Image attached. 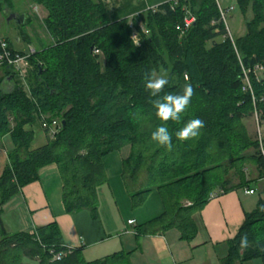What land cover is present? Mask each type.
Instances as JSON below:
<instances>
[{
	"label": "trees",
	"instance_id": "16d2710c",
	"mask_svg": "<svg viewBox=\"0 0 264 264\" xmlns=\"http://www.w3.org/2000/svg\"><path fill=\"white\" fill-rule=\"evenodd\" d=\"M48 13L45 26L53 42L29 57L27 84L4 92L13 69L0 67V139L10 136L14 149L0 178V209L22 188L38 180V172L56 165L63 182V203L68 214L84 210L99 215L98 189L108 184L104 158L129 148L122 178L132 208H141L158 191L165 212L139 227L141 235H164L177 230L181 240L193 243L198 234L195 215L222 194L247 187V164L254 163L264 179V159L246 121L255 108L264 113V0H236L244 15L252 13L246 34L234 43L227 37L216 0H187L171 11L166 4L131 19L111 22L103 3L93 0H32ZM187 7L196 17L191 30L181 36L176 26ZM12 10V0H0V14ZM141 34L131 40L132 27ZM9 45V41H7ZM13 53L20 54L10 45ZM99 51V54L96 53ZM26 53H21L25 55ZM169 61V66L168 62ZM170 68L166 93H179L190 77L195 88L188 110L179 123L169 121L173 150L158 147L151 133L163 123L155 115L145 89L144 74ZM244 70L252 93L242 91ZM205 122L200 136L181 142L175 131L192 118ZM57 122L58 132L40 149L31 150L33 132L24 126ZM48 133V132H47ZM250 152V153H249ZM230 173L237 176L232 186ZM189 201L190 206L183 202ZM247 213L238 234L229 242L221 264H264V211ZM0 219V264H132L129 255L115 253L87 261L80 249L63 243L55 224L33 233L9 234ZM248 235L249 247H239ZM62 255L60 261L55 256ZM26 261V262H25Z\"/></svg>",
	"mask_w": 264,
	"mask_h": 264
},
{
	"label": "crops",
	"instance_id": "0c3cea01",
	"mask_svg": "<svg viewBox=\"0 0 264 264\" xmlns=\"http://www.w3.org/2000/svg\"><path fill=\"white\" fill-rule=\"evenodd\" d=\"M98 1V0H93ZM111 22L131 19L148 12L153 8L164 5L166 0H100ZM33 12L43 10L41 23L28 8L19 12L25 17L26 27L17 25L18 34L9 45L17 52L22 40L29 43V48L35 51L48 47L52 42L44 44L36 35L26 32V28H33L36 24L47 32L44 18L47 11L40 5L30 3ZM15 2L13 8L17 11ZM31 14L28 18L27 12ZM18 12V11H17ZM28 18V19H27ZM40 18V16H39ZM30 26V27H29ZM49 35V33H48ZM39 46H35L32 38ZM50 39L51 36L49 35ZM34 46V47H33ZM38 47V48H37ZM263 78V72L257 74ZM13 87V79L7 80ZM13 89V88H12ZM11 89V90H12ZM253 118L246 121L248 132L256 136L252 127ZM37 119L33 124L24 126L26 131L33 132L34 140L31 150L44 147L49 141V135L40 126ZM14 149L10 136L0 139V178L5 168L9 166V153ZM130 149L124 148L114 152L103 160L108 184L98 189L99 215L95 220L88 210L75 214H68L63 203V182L56 165H48L38 172V180L22 188L0 209V219L9 234L33 233L37 229L55 224L60 232L63 243L68 248L80 249L87 261L103 259L115 253L124 252L129 255L132 264H221L229 251V242L234 240L241 229L247 213L257 209L258 202L252 198L258 192L254 185L264 184L259 179V172L254 163L246 168L247 187L233 189L219 197L208 201L201 213L195 215L198 234L193 243L181 240L177 230H170L164 235H141L137 229L163 215L165 208L158 191H153L145 204L134 210L130 196L125 188L122 173L123 164ZM238 182H232V186ZM264 186V185H263ZM254 190L255 194H246L247 190ZM129 221H135L130 226ZM246 264H261L259 260Z\"/></svg>",
	"mask_w": 264,
	"mask_h": 264
},
{
	"label": "built area",
	"instance_id": "2783aa9c",
	"mask_svg": "<svg viewBox=\"0 0 264 264\" xmlns=\"http://www.w3.org/2000/svg\"><path fill=\"white\" fill-rule=\"evenodd\" d=\"M144 1V0H140ZM187 0H166L165 4L169 6V9L171 11L175 10L182 2H185ZM216 4L220 13V22L224 24L227 31V37L234 43V38L228 28V25L226 22H228V16L232 14L235 10L234 7L230 8H223L221 5L220 0H216ZM158 8L151 9L152 11H156ZM184 19L181 24H178L176 26V29L178 32H180L181 35H184L188 33L193 25L196 23V17L191 12V10L187 7L184 8ZM132 35L131 40H133L135 45H139L140 43V36L141 34L148 35L147 29L141 25L140 31L136 30L134 27H132ZM139 42V43H138ZM8 42L6 40H0V67L3 65H7L8 67L13 69V80L15 83H17V86L20 87L27 95H30L28 84H27V74L29 69V57L35 53V50L33 48L29 49V52L25 55L15 54L9 49V45H7ZM97 54H99V51H96ZM259 72H264L263 67L259 66L255 69V74L257 75ZM249 73L244 70V87L242 91H250L252 93L251 88V82L249 79ZM253 119L256 124V141L258 142L259 146V152L261 154L262 159H264V113L255 108L254 110V116ZM42 129L46 132H48L49 135L54 136L58 132V124L57 122H52L51 124L49 122H42L41 125ZM246 194L253 195L255 194L254 190H247ZM222 195V192L215 191L210 194L209 199L213 200L217 197ZM128 224L130 226L135 224V221H129ZM63 258L62 255L55 256V260L60 261Z\"/></svg>",
	"mask_w": 264,
	"mask_h": 264
},
{
	"label": "clouds",
	"instance_id": "9594fccd",
	"mask_svg": "<svg viewBox=\"0 0 264 264\" xmlns=\"http://www.w3.org/2000/svg\"><path fill=\"white\" fill-rule=\"evenodd\" d=\"M139 43V42H138ZM190 77L187 73L184 74L186 83L179 93H164L166 86L170 80L166 72L157 73L155 70L144 74V87L150 93L151 97L155 98L151 101L156 117L162 121L155 130L151 133V140L161 148L167 151L173 150V133L169 131L167 126L169 121L179 123L182 119V114L185 113L195 95V88L189 83ZM205 127V122L200 118H192L184 123L183 127L175 131V137L181 142L197 139L201 130ZM261 211H264V205L261 206ZM249 238L247 234L240 237L239 247L247 249L249 247Z\"/></svg>",
	"mask_w": 264,
	"mask_h": 264
},
{
	"label": "rangeland",
	"instance_id": "374dc122",
	"mask_svg": "<svg viewBox=\"0 0 264 264\" xmlns=\"http://www.w3.org/2000/svg\"><path fill=\"white\" fill-rule=\"evenodd\" d=\"M16 5V8L18 9L17 11L13 8L12 10H8L5 9L1 14H0V40H6V41H11L12 43H14V38L15 36L18 34V28L16 27V23L14 21H8V17L11 14H16L17 16H20L21 13L19 12L21 9L23 10V8L25 9H29L33 14H35V17L39 20L38 22L41 23V18L44 17L43 15V10L41 8H39V11L37 12H33V9L31 6H29V0H13ZM221 5L223 6V8H230V7H234L235 10L232 14H230L228 16V28L233 36L234 39L242 37L243 35L246 34L247 31V23L249 21H251L252 19V13H248L247 15H244L240 9H238V5L236 0H220ZM30 5L33 6L32 2L30 3ZM28 13V11H26ZM31 14L28 13L26 17H30ZM40 16V18H39ZM27 18V19H28ZM45 22V18L43 19ZM29 23L25 24V19L24 22L21 24V26H27ZM33 28H26V32H30V34H34L36 35L39 39H41L42 42H44V44H48L50 42H52V38L50 39L49 35H48V30L47 32L45 31L43 25H42V30L37 26L36 24L33 25ZM28 27V26H27ZM30 27V26H29ZM47 29V28H46ZM137 30V29H136ZM183 36V35H181ZM32 38V37H31ZM33 42L35 41L32 38ZM35 46H39V44L36 43V41L34 42ZM34 47V46H33ZM38 48V47H37ZM17 49H19L20 54L21 53H28L29 52V43L25 42L24 40H22V44L20 45V47H18ZM39 51V50H37ZM166 62H168L169 66V61L167 60ZM29 70V69H28ZM158 74L161 72H166L168 74V77H170V68H164V66H162L160 69H158V71H156ZM10 85V84H9ZM8 82L5 81L3 84V91L4 92H9L11 91L12 88H14L15 86H17V83H15L14 85H12L13 87L9 86ZM18 87V86H17ZM38 118H36L37 120ZM254 122L252 120V127L255 129V125ZM250 153V152H249ZM251 164V163H249ZM247 164V166L249 165ZM228 179H231L232 182H239L237 176H234L233 173H230L229 176L227 177ZM264 184H258V185H254L255 189H257V193L256 195L252 198L253 200H263L264 201ZM184 205L190 206L191 203L189 201L187 202H183ZM26 262V261H25Z\"/></svg>",
	"mask_w": 264,
	"mask_h": 264
},
{
	"label": "water",
	"instance_id": "95a60500",
	"mask_svg": "<svg viewBox=\"0 0 264 264\" xmlns=\"http://www.w3.org/2000/svg\"><path fill=\"white\" fill-rule=\"evenodd\" d=\"M25 17L17 16L16 14H11L8 17V21H14L17 25H21L24 22Z\"/></svg>",
	"mask_w": 264,
	"mask_h": 264
}]
</instances>
